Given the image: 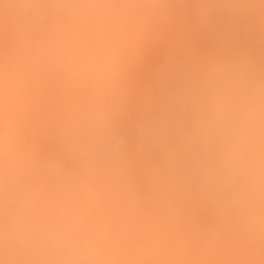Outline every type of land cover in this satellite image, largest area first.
Segmentation results:
<instances>
[{
    "label": "clouds",
    "instance_id": "clouds-1",
    "mask_svg": "<svg viewBox=\"0 0 264 264\" xmlns=\"http://www.w3.org/2000/svg\"><path fill=\"white\" fill-rule=\"evenodd\" d=\"M0 264H264V0H0Z\"/></svg>",
    "mask_w": 264,
    "mask_h": 264
},
{
    "label": "rangeland",
    "instance_id": "rangeland-1",
    "mask_svg": "<svg viewBox=\"0 0 264 264\" xmlns=\"http://www.w3.org/2000/svg\"><path fill=\"white\" fill-rule=\"evenodd\" d=\"M203 38V39H202ZM204 38H205V40H204ZM202 41V42H201ZM208 42V43H207ZM200 43H201V45L202 46H208V44H209V38L208 37H201V40H200ZM207 44V45H206ZM156 55V54H155ZM157 57H158V55H157ZM152 58V60H153V56L151 57ZM156 59V58H155ZM151 60V59H150ZM155 61V60H154ZM156 61H158V60H156Z\"/></svg>",
    "mask_w": 264,
    "mask_h": 264
},
{
    "label": "bare ground",
    "instance_id": "bare-ground-1",
    "mask_svg": "<svg viewBox=\"0 0 264 264\" xmlns=\"http://www.w3.org/2000/svg\"><path fill=\"white\" fill-rule=\"evenodd\" d=\"M203 39V38H202ZM204 40H205V38H204ZM202 42V41H201ZM208 43V42H207ZM207 45V44H206ZM156 58V59H155ZM158 58L159 57H157V55H153V60H152V58H150L151 60L149 61V67H151L152 65H154L157 61L156 60H158ZM155 60V61H154Z\"/></svg>",
    "mask_w": 264,
    "mask_h": 264
}]
</instances>
